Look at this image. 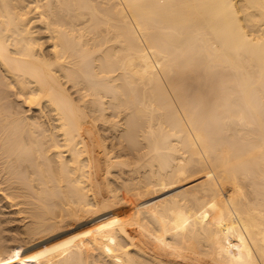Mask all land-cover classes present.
I'll return each mask as SVG.
<instances>
[{"label":"bare ground","instance_id":"6f19581e","mask_svg":"<svg viewBox=\"0 0 264 264\" xmlns=\"http://www.w3.org/2000/svg\"><path fill=\"white\" fill-rule=\"evenodd\" d=\"M0 264H264V0H0Z\"/></svg>","mask_w":264,"mask_h":264},{"label":"rangeland","instance_id":"374dc122","mask_svg":"<svg viewBox=\"0 0 264 264\" xmlns=\"http://www.w3.org/2000/svg\"><path fill=\"white\" fill-rule=\"evenodd\" d=\"M16 216V215H15ZM19 222L18 221H16V222H13V224H18Z\"/></svg>","mask_w":264,"mask_h":264}]
</instances>
